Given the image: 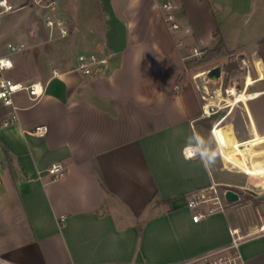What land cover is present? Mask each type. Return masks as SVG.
I'll return each instance as SVG.
<instances>
[{
	"label": "crops",
	"instance_id": "1",
	"mask_svg": "<svg viewBox=\"0 0 264 264\" xmlns=\"http://www.w3.org/2000/svg\"><path fill=\"white\" fill-rule=\"evenodd\" d=\"M159 2L58 0L43 7L54 26L46 22L51 33L42 43L57 32L73 38L62 41L55 62L40 73L44 96L34 102L16 95L17 118L0 130V264H184L230 243L234 229L246 234L263 223L264 200L250 205L242 194L260 198L245 190L264 193L260 175L245 186L223 174L232 171L221 152L211 171L183 156L193 132L209 136L208 86L197 79L202 72L180 73L173 60L179 55L191 70L186 61L198 60L194 50L205 46L187 52ZM236 47L246 73L233 85L248 95L239 140L250 146L264 139V32ZM82 54L99 59L90 73L80 67ZM10 111L4 107L0 118ZM40 125L44 135L34 133ZM53 163L65 167L64 176L53 178ZM213 184L238 191L240 200L194 221L188 200ZM241 253L245 264H264V233L245 241Z\"/></svg>",
	"mask_w": 264,
	"mask_h": 264
},
{
	"label": "rangeland",
	"instance_id": "2",
	"mask_svg": "<svg viewBox=\"0 0 264 264\" xmlns=\"http://www.w3.org/2000/svg\"><path fill=\"white\" fill-rule=\"evenodd\" d=\"M73 1L75 5L87 3V0ZM172 1L176 2L180 7V28L175 29L174 33L181 40L180 42L184 43L182 47L184 48L186 46L187 52L191 53L192 50H189V48L192 49L194 46L203 45L205 47L199 49L202 54L198 60L206 55L210 56L207 60L199 63L195 58L187 60L188 66L193 65V69L190 70L183 64L180 56L176 55L173 64L177 71L180 73L184 72L186 75L188 72L192 74L193 71L199 70L202 73L198 74L200 76L197 78L198 81L207 85L205 72L218 64L223 66L222 79L219 82H211L210 85H207L208 94L206 96L209 98L207 100L214 110L205 116V120L209 131L208 135H212L211 130L215 122L227 113L228 103L234 96V89L238 92L241 90L239 89L241 87L238 89L234 87L235 79L240 77L241 79L244 78L246 73V66H243L245 62L237 54L240 50V47H236L238 41L255 38L264 32V0ZM182 1L185 3L187 9V13L185 14L183 12ZM45 11L41 5L29 4L0 18V53L5 51L6 45L10 41H23L28 46V49L17 58V68L12 72V76L20 80L26 81L29 73L31 74L32 81L42 79L40 73L44 75L48 72L51 64L55 62L54 54L60 49H63L62 41H70L73 38L70 35L66 39L59 38L60 36L57 32L52 33V39L50 41L42 43L51 33V29L46 24ZM213 29L214 35L211 32ZM222 37L226 41L224 48L218 52L211 53L210 49ZM32 44H36V46ZM68 49L77 56L79 50L77 46L70 44ZM233 51L235 54H233ZM239 64L242 65L243 70L239 68ZM239 85L242 86V81L238 82ZM23 93L25 92L19 94ZM244 105L242 102H239L232 114L227 118V121L233 124L238 139L245 136L241 124V119H243L244 115L246 116ZM227 164L229 167L227 169L232 172L224 170L223 174L236 178L237 182L245 184L246 186V180L249 175L240 168L232 166L229 163ZM242 194L243 202L245 203L255 205L256 203L262 202L258 197L251 199L246 192ZM249 209L257 215L253 206H249ZM244 212V208H240L239 213L242 214ZM260 212L264 213V205Z\"/></svg>",
	"mask_w": 264,
	"mask_h": 264
},
{
	"label": "built area",
	"instance_id": "3",
	"mask_svg": "<svg viewBox=\"0 0 264 264\" xmlns=\"http://www.w3.org/2000/svg\"><path fill=\"white\" fill-rule=\"evenodd\" d=\"M57 3L58 0H0V18L4 15L13 13L25 5L37 4L42 7H49L57 5ZM159 7L169 27L173 30L179 29V5L172 0H162L159 3ZM46 22L49 26H54V22L51 19H47ZM58 26L60 27L62 35H66L68 33V29L61 27V22L58 23ZM27 49L28 46L23 41H10L7 43L5 51L0 53V61H4V63L0 64V113L4 107H11L9 116L0 118V130L11 125L17 118V105L15 104V97L17 94L25 92L34 102L41 99L45 94L46 85L42 81L37 80L26 82L12 76V72L16 69L15 57L22 54ZM201 54L202 52L200 50H194V56L197 58H200ZM79 61L80 67L83 71L85 73H90V65L99 61V59L95 54H82L79 56ZM54 73L56 74L57 71L54 70ZM207 89L208 88L204 86V90L207 92L203 95L204 97L208 94ZM207 98L208 96H206V102L204 104L205 116L209 115L210 111L214 110ZM46 132L47 127L45 125L37 126L34 130V133L38 135H44ZM1 171L2 159L0 157V175ZM48 172L53 176V178H60L65 175V167L61 163H53L48 168ZM226 190L227 189H218L217 185L213 184L209 191L194 194L187 203L188 207L194 212L193 220L198 221L216 211H224L230 203L225 197ZM262 233H264V217L263 223L260 225L258 230L241 234L238 229H234L233 237L230 243L196 255L195 257L185 261L184 264H245L241 253V245L245 241Z\"/></svg>",
	"mask_w": 264,
	"mask_h": 264
},
{
	"label": "bare ground",
	"instance_id": "4",
	"mask_svg": "<svg viewBox=\"0 0 264 264\" xmlns=\"http://www.w3.org/2000/svg\"><path fill=\"white\" fill-rule=\"evenodd\" d=\"M234 90V96L228 103L227 113L215 122L211 132L225 163L242 169L253 178L260 175L264 179V139L257 137L254 143L249 146L245 144V141L236 137L232 124L227 121L238 103L246 101L248 98L247 94ZM251 151L255 154L257 166L254 165Z\"/></svg>",
	"mask_w": 264,
	"mask_h": 264
},
{
	"label": "clouds",
	"instance_id": "5",
	"mask_svg": "<svg viewBox=\"0 0 264 264\" xmlns=\"http://www.w3.org/2000/svg\"><path fill=\"white\" fill-rule=\"evenodd\" d=\"M4 61H0V64ZM10 64V62H9ZM220 155L219 147L214 146V137H207L193 132L187 137V142L183 148V156L186 160L199 158L206 171H211L218 162Z\"/></svg>",
	"mask_w": 264,
	"mask_h": 264
},
{
	"label": "water",
	"instance_id": "6",
	"mask_svg": "<svg viewBox=\"0 0 264 264\" xmlns=\"http://www.w3.org/2000/svg\"><path fill=\"white\" fill-rule=\"evenodd\" d=\"M206 83L210 85L211 82H219L223 77V66L218 64L205 72ZM246 191L253 195H259L260 199L264 200V193L259 194L257 191L246 187ZM225 197L228 202L235 203L240 200V193L234 189L228 188L225 192Z\"/></svg>",
	"mask_w": 264,
	"mask_h": 264
},
{
	"label": "trees",
	"instance_id": "7",
	"mask_svg": "<svg viewBox=\"0 0 264 264\" xmlns=\"http://www.w3.org/2000/svg\"><path fill=\"white\" fill-rule=\"evenodd\" d=\"M225 43H226V41L223 38H220L218 43L212 49H210L211 53H215V52L220 51L222 48H224ZM208 57H210V56L206 55V56L202 57L201 59H199L197 61H198V63L202 62V61H205V60L208 59Z\"/></svg>",
	"mask_w": 264,
	"mask_h": 264
}]
</instances>
